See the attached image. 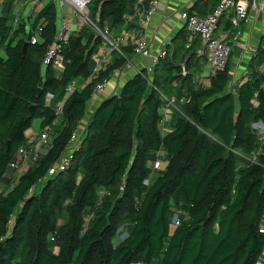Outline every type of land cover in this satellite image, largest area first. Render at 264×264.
Segmentation results:
<instances>
[{"label": "trees", "instance_id": "1", "mask_svg": "<svg viewBox=\"0 0 264 264\" xmlns=\"http://www.w3.org/2000/svg\"><path fill=\"white\" fill-rule=\"evenodd\" d=\"M16 1L3 0L0 17V264H255L264 251V141L253 128L264 125V75L255 69L262 53L229 90L231 54L226 69L200 87L174 58L181 50L187 66L201 57L191 47L174 49L151 76L143 70L103 99L72 148L97 86L134 48L120 44L113 63L91 77L103 39L83 25L61 46L60 72L43 63L57 36L55 3L30 24L14 23ZM134 3L95 0L89 20L103 33L120 30ZM75 82L85 84L68 94ZM170 97L179 107L165 131ZM35 120L49 130L51 145L14 178L9 165L29 148ZM69 151V167L49 176ZM155 160L160 170L149 167Z\"/></svg>", "mask_w": 264, "mask_h": 264}, {"label": "crops", "instance_id": "2", "mask_svg": "<svg viewBox=\"0 0 264 264\" xmlns=\"http://www.w3.org/2000/svg\"><path fill=\"white\" fill-rule=\"evenodd\" d=\"M55 0H19L15 2L13 9V15L15 16L14 23L19 22L21 19L25 22L32 24L34 16L43 9L49 2ZM95 0H93L94 2ZM217 0L210 1H195V0H155L154 11L148 18V24L145 29H142L139 24V18L132 19L128 25H124L120 30H111V38L114 40H119L120 44L129 45L134 48V43L137 38L143 37L145 41V50L147 55L141 56L133 54L130 58V61L118 72L116 71L111 77L109 82H107L106 87L102 93H96L92 100L87 105V117L83 125L81 124L78 129V134L81 135L86 121L89 116L92 114L94 109L102 102L106 97L118 93L120 88L135 74L146 70V68L153 66L154 57H156L160 52L165 51L166 58L169 59L170 52L172 53L174 49H189L190 47L192 52L200 48V40L198 37H193L188 32L183 20L181 19V14L183 12H190L198 15H206L210 13L214 4ZM146 7L149 6V3H145ZM3 0H0V17L2 16ZM28 12V13H26ZM69 9L64 8L62 10H57V20L58 26L64 18L69 16ZM132 14V13H131ZM129 15V14H127ZM126 15V16H127ZM125 16V17H126ZM82 24L76 23L73 27L72 33L80 30ZM229 24V16H225L218 27V32L223 33L226 31H231L230 39L236 38L234 44L229 40L231 47V59L229 65V75L231 81L229 83V90L235 88L240 83L244 82L247 75L248 65L251 63V56L243 52L244 46L253 47L255 52L262 53V59L259 56L255 55V58H258L257 65H255L256 71L264 75V15H255L250 12L249 20L243 23L237 31H232ZM102 48L98 49V52L93 58V69L99 65L100 68L112 64L114 61L113 51L106 44H101ZM189 45V48H187ZM169 49H171L169 51ZM241 50V51H237ZM3 49L0 48V55L3 54ZM184 53V52H183ZM164 57V58H165ZM163 58V59H164ZM188 56L182 58V52L179 50L177 56L174 58V61L177 65L186 67L185 72L187 71L192 74V83L195 86L208 87L210 85V78L212 77L209 72L208 75L203 73V70H208L204 61L201 59L198 62L196 59L188 61L186 66ZM155 66V65H154ZM242 81V82H241ZM85 83L75 82L71 86H74L76 90L82 88ZM264 90V84L262 85ZM169 92V90H168ZM171 115V113H169ZM169 118V116H168ZM263 124H256L254 126H259ZM172 127V122L163 125L165 131L170 130ZM255 129V128H254ZM37 134L31 141L27 140L26 144L33 143L30 145L31 151L40 152L42 156L45 154V148L41 145L37 146ZM27 138V137H26ZM37 161V160H36ZM33 165V164H32ZM89 219V217H87Z\"/></svg>", "mask_w": 264, "mask_h": 264}, {"label": "built area", "instance_id": "3", "mask_svg": "<svg viewBox=\"0 0 264 264\" xmlns=\"http://www.w3.org/2000/svg\"><path fill=\"white\" fill-rule=\"evenodd\" d=\"M133 13L127 15L124 18L125 26L129 24V22L134 18H139V24L142 29H145L148 24V18L155 8V0H134ZM195 1H210V0H195ZM93 2V0H55V6L57 10H62L64 8L69 9V16L64 18L62 22L59 24L57 29V36L55 43L48 47L45 56H44V65L52 64L58 71H62L64 69L63 58L60 56V49L62 44H66L69 40V37L72 34L73 27L76 23H80L82 25L91 26L98 34L101 36L103 40H106L110 44L111 51L119 52V40H110L111 33L108 31L100 32L95 28L92 22L89 20V5ZM148 2L149 6L146 7L145 3ZM253 13L255 15H264V0H217V3L214 9L206 14V15H198L190 12H183L181 14V19L183 20L188 32L193 37H198L200 40V48H198L195 53L197 56L201 57L204 61L205 67L212 74L223 72L228 64L231 47L229 40L231 31H226L223 33L218 32V27L221 20L225 16H229V24L232 31H237L238 28L245 22L249 20V14ZM124 26V27H125ZM37 32H34L29 39V43L34 45L38 41ZM236 38H232V44H234ZM189 48V45H187ZM120 53V52H119ZM134 54L145 56L147 55V51L145 50V41L143 37H139L136 39L134 43ZM166 56L165 51L160 52L156 57H154L153 66L146 68L149 76H151L152 69L154 65L158 63V61L162 60ZM101 68L97 65L91 72V77H95ZM186 74L184 67H182V75ZM106 87V84H102L97 86V93H102ZM76 88L74 86H69L68 94L72 93ZM52 99L51 95H47L46 100L50 101ZM166 100L165 107H173V105L177 104V99L175 97H170ZM182 103V100L180 101ZM62 107L58 106L55 111L58 115L62 114ZM167 110H165L166 114ZM49 130L40 131L37 136L38 143L47 150L51 145V140L49 136ZM80 140V135L78 132L73 133L71 139V147L75 148L77 143ZM264 141V137L262 139ZM33 143L27 144L29 148L21 147L12 163L9 165V172H16V178L30 165L36 162V151H31L30 145ZM69 151L64 157H62L58 163L48 171L49 176L55 175L58 171L66 170L70 165L71 155ZM255 158L253 157V161ZM153 167L155 170H159L161 168V164L159 161L154 162ZM8 174V177L11 174ZM14 174V173H13ZM148 180L144 182L145 185H148ZM179 218L174 220V225H180ZM261 234H264V222L261 225ZM131 264H146L143 262H133ZM255 264H264V251L262 252L259 259Z\"/></svg>", "mask_w": 264, "mask_h": 264}, {"label": "rangeland", "instance_id": "4", "mask_svg": "<svg viewBox=\"0 0 264 264\" xmlns=\"http://www.w3.org/2000/svg\"><path fill=\"white\" fill-rule=\"evenodd\" d=\"M26 13H28V12H26ZM83 26V25H82ZM109 38V41L110 40H113L111 37H108ZM102 44H107L108 45V47H110V44L106 41V40H103V42H102ZM262 44H264V41H263V43ZM264 46V45H263ZM99 48H102V45H100L99 46ZM111 48V47H110ZM171 49H169V51H170ZM243 52H245L246 54H248V55H250L251 56V58H253V57H255V55L257 54V52H255V49H253V47H249V46H244L243 47ZM237 51H241V50H238L237 49ZM172 53L170 52V54H169V59L171 58V55ZM209 70H206V69H204L203 70V73L205 74V75H208L209 74ZM211 75H215V74H212L211 73ZM171 106V105H170ZM168 107V105H167V107H165V109H164V111L165 110H167V112H166V114L164 113V122H163V125L165 124H167V123H170V122H172V112H171V109H172V107ZM173 107H174V109H176V108H178L179 106H178V104H175V105H173ZM176 112V111H175ZM169 113H171V115L169 114ZM168 116H169V118H168ZM253 128H255L256 130H257V136L259 137V139H260V141H261V143L263 142V137H264V126H262V125H259V126H254ZM40 120H35V121H33V123H32V127H31V129L26 133V137H27V140L28 141H31L33 138H34V136L37 134H39L40 133ZM81 136V135H80ZM40 145V143H38L37 144V146H39ZM42 156V154L40 153V152H38L37 153V156H36V160H38L40 157ZM252 160H253V158H252ZM155 162V161H154ZM154 162L153 163H149V167L151 168V169H154V167H153V164H154ZM161 169V168H160ZM159 169V170H160ZM14 174H13V177L15 178L16 177V172H13ZM153 175H152V178H151V180L153 181L155 178H156V174L154 173V172H151ZM148 182H149V180H148ZM4 188H1L0 190H3ZM90 219V218H89ZM89 219H86V223H85V227L87 226V224H88V221H89ZM120 233H122V232H120ZM126 235V232L125 233H123L122 234V237L123 236H125Z\"/></svg>", "mask_w": 264, "mask_h": 264}, {"label": "water", "instance_id": "5", "mask_svg": "<svg viewBox=\"0 0 264 264\" xmlns=\"http://www.w3.org/2000/svg\"><path fill=\"white\" fill-rule=\"evenodd\" d=\"M26 47V46H25Z\"/></svg>", "mask_w": 264, "mask_h": 264}]
</instances>
